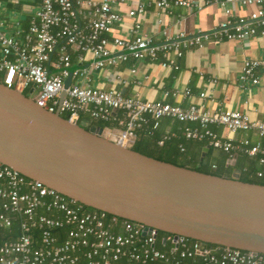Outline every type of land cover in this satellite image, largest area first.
<instances>
[{"label":"built area","instance_id":"2783aa9c","mask_svg":"<svg viewBox=\"0 0 264 264\" xmlns=\"http://www.w3.org/2000/svg\"><path fill=\"white\" fill-rule=\"evenodd\" d=\"M31 1L37 5L25 29L16 22L8 31V24L0 18L2 84L22 93L31 89L27 95L37 105L54 111L67 69L74 66L71 83L59 105L60 112L69 113L70 121L76 122L80 112L102 121L112 119L113 111L119 112L117 125L102 127V134L129 148L136 141L138 128L150 123L155 129L162 117L195 122L194 126L182 127L185 138L205 140L230 157L236 150L257 156L262 169L255 174L264 178V145L250 144L248 139L222 140L210 128L212 124H221L230 132L254 130L264 136V120L250 119L234 109L208 112L194 103L182 106L164 100H146L137 94L129 96L89 82V68L98 70L115 65L127 56L155 59L161 53L165 58L161 64L166 66L173 65L166 55L169 50L180 54L182 48L201 44L210 37L244 40L255 33L250 21L264 23V0H238L242 5L255 4L258 9L236 21L231 20V6L236 0H155V7L161 10L169 9L172 4L199 9L216 3L228 16L211 32L187 36L178 31L173 38L166 35L160 42L142 34L137 20L128 27L126 38L108 37L111 26L123 17L113 0ZM145 7L146 4L138 2L126 16L134 18ZM162 22L161 17L157 18V23ZM112 47L121 51L112 53ZM238 77L241 84L247 81L257 84L264 77V59H244ZM183 93L188 95L190 90L185 88ZM199 96L206 94L200 92ZM169 136L164 135L158 143ZM71 202L75 201L0 163V232L11 227L13 217H19L20 231L14 238L0 241V264H264V253L209 245L167 232L159 238V230L153 227ZM59 229L64 230L61 239L57 235Z\"/></svg>","mask_w":264,"mask_h":264},{"label":"water","instance_id":"95a60500","mask_svg":"<svg viewBox=\"0 0 264 264\" xmlns=\"http://www.w3.org/2000/svg\"><path fill=\"white\" fill-rule=\"evenodd\" d=\"M0 82V163L85 206L203 243L264 253V184L147 156ZM203 155V153L201 154ZM237 154L227 159L234 164Z\"/></svg>","mask_w":264,"mask_h":264},{"label":"crops","instance_id":"0c3cea01","mask_svg":"<svg viewBox=\"0 0 264 264\" xmlns=\"http://www.w3.org/2000/svg\"><path fill=\"white\" fill-rule=\"evenodd\" d=\"M113 1L116 10L123 17L121 22L111 26L108 37L126 38L127 29L134 20L140 22L142 34L160 42L166 39V35L173 38L178 31L187 36L211 32L228 19L222 7L216 3L203 5L199 9L172 4L169 9L161 10L155 7V0ZM138 2L146 4L145 10L134 18L126 16V12L136 8ZM36 5L31 0H0V18L8 24L7 30L11 31L16 22H19L21 28L27 25ZM231 9V20L236 21L239 17H248L258 7L255 4L242 5L236 0ZM159 17L163 19L162 24L157 23ZM249 23L255 33L244 40L210 37L201 44L182 48L180 54L169 50L166 55L173 61V65L166 66L161 64L165 60L161 53L155 59L127 56L126 60L115 65H106L98 70L89 68V82L102 89L114 88L125 95L137 94L146 100H164L182 106L194 103L208 112L234 109L245 113L250 119L264 120V77H260L257 84L249 81L241 84L238 77L244 59H264V23ZM120 51V48L112 47V53ZM72 55V62L75 63L74 53ZM86 55L90 58L89 54ZM185 88L190 90V94L183 93ZM200 92H204L206 96L200 97ZM80 113L83 116L81 123L88 124V114ZM112 114L114 116L116 112L113 111ZM182 123L183 126L196 125L195 122ZM182 123L162 117L157 128L162 134H166L174 132L175 127L178 128ZM210 128L222 140L237 142L248 139L250 144L259 142L264 145V136H259L254 130L230 132L221 124H212ZM202 153L201 157L208 153L211 163L222 161L225 154L223 150L208 144L202 148ZM251 158H255V155L249 156ZM255 166L257 170L262 169L257 161Z\"/></svg>","mask_w":264,"mask_h":264},{"label":"trees","instance_id":"16d2710c","mask_svg":"<svg viewBox=\"0 0 264 264\" xmlns=\"http://www.w3.org/2000/svg\"><path fill=\"white\" fill-rule=\"evenodd\" d=\"M27 25L22 26V29H25ZM71 54V58H72ZM27 90L23 91L24 94H27ZM61 116L63 118H68L69 113L66 111L61 112ZM121 116L120 113H117L113 116L109 121H102L100 119H90L88 124H82V114L79 113V117L77 119V123L83 126L84 128H88L91 125H99L101 127L104 126H116L117 119ZM182 123L181 121H177ZM183 123L177 128L173 130L174 132H169L166 134H162L158 128L152 129L150 123L147 125H142L140 128L136 130V141L131 146V149L145 154L147 156L154 157L159 160H163L166 162H170L175 165L185 166L200 172L209 173L221 177H230L234 169L239 170V179L246 182L260 183L264 184V178L256 176L255 172L257 168L255 166V162L258 163V158L249 159V156L242 150H236L232 152L231 156L236 153V159L234 164H228L226 160L230 157L229 153L225 152L224 158L222 161L217 163H211L208 159V153L201 157L202 148L207 145L205 140H194L185 138L182 135V127ZM169 138L164 139L161 144L158 143L160 139L164 135H169ZM261 165V164H260ZM68 199L67 197H65ZM72 204H80L78 202H71ZM83 208H91L80 204ZM93 209V208H91ZM107 216H111V214L106 213ZM12 225L8 230H2L0 232V241L5 239L14 238L16 235L20 233L19 231V217L12 218ZM120 219V218H118ZM62 230V231H61ZM59 229L57 231V235H59V239H61L64 230ZM167 234L164 231H158V236H163ZM36 235V234H35ZM209 245H215L208 243Z\"/></svg>","mask_w":264,"mask_h":264}]
</instances>
